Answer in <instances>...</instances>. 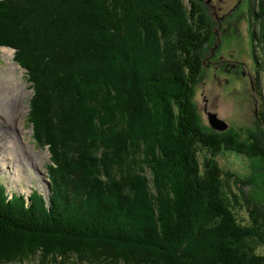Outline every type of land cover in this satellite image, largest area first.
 Returning <instances> with one entry per match:
<instances>
[{
  "label": "trees",
  "instance_id": "trees-1",
  "mask_svg": "<svg viewBox=\"0 0 264 264\" xmlns=\"http://www.w3.org/2000/svg\"><path fill=\"white\" fill-rule=\"evenodd\" d=\"M32 1L0 0V45L34 89L26 122L51 154V185L26 199L0 183V264H264V210L239 222L217 160L244 145L201 126L213 32L199 12L184 17L181 0ZM256 7L264 31V0ZM99 128L106 148L93 163L81 140ZM198 145L211 152L204 169ZM247 154L264 157V145Z\"/></svg>",
  "mask_w": 264,
  "mask_h": 264
},
{
  "label": "rangeland",
  "instance_id": "rangeland-1",
  "mask_svg": "<svg viewBox=\"0 0 264 264\" xmlns=\"http://www.w3.org/2000/svg\"><path fill=\"white\" fill-rule=\"evenodd\" d=\"M19 1L17 4L22 8V2L26 0ZM260 1L195 0L196 5H193L191 0H181L184 17L195 20L199 12V22L208 24L209 30L213 32L212 38L201 48L203 67L196 85L195 102L204 130L232 136L237 134L238 142L244 145L240 150L242 152H219L217 160L225 172L222 177L224 194L239 222L246 225L252 220V210L258 207L264 210V157H250L247 154L250 147L259 144L263 148L264 145V39H261V43L255 41L252 34L253 28L262 30V21L255 17V11L258 10L256 5ZM31 3L29 2L28 8H31ZM14 4L16 2L9 3L12 7ZM29 19L27 16L25 24L31 21ZM15 20L10 22L11 27H14ZM44 22L46 24V19H43V24L38 18L35 20L37 34L44 32ZM6 47L12 52L7 53L3 49ZM15 52L16 49L12 47L0 45L1 76L5 79L11 76L14 86L24 87L17 90L22 97L19 103L21 112L16 117L14 127H10L11 131L19 134V141L10 132L9 143L7 127H3L0 136V183L5 185L10 198L12 193L17 192L25 195L27 199L33 190L48 195L51 183L46 167L50 163L51 154L47 147L33 139L32 126L26 122L30 113V101L35 92L28 81L26 70L15 61ZM132 63L135 62L130 61L128 64ZM74 99L76 108L84 106L79 99ZM209 113H217L228 124V128L224 131L213 128L209 122ZM4 118L0 111V124ZM89 131L84 132L86 141L81 140V145L84 147L87 144V149L91 150L90 157L94 159L93 163H97L96 157L101 155H98L96 147L100 151L106 148L102 142L104 129ZM11 146L13 156H8L7 159L6 155L10 153ZM197 149L201 168L204 169V162L211 152L203 145H198ZM83 152L87 158L85 149ZM80 170L84 172L83 168ZM258 251L264 254V246L259 247Z\"/></svg>",
  "mask_w": 264,
  "mask_h": 264
},
{
  "label": "bare ground",
  "instance_id": "bare-ground-1",
  "mask_svg": "<svg viewBox=\"0 0 264 264\" xmlns=\"http://www.w3.org/2000/svg\"><path fill=\"white\" fill-rule=\"evenodd\" d=\"M3 49L7 53L12 52V50L10 48L6 47ZM21 87L24 89L23 85ZM21 87L13 85V80H11V76L8 77L7 79H5L0 74V111L5 116L4 121H2V123L0 124V136L2 134L3 127H7V129H8L7 133L9 134L7 137H8L9 143H11L10 132L14 133L13 131H11V128L14 127L16 117L21 112L19 103H20V100L22 97H20V95L17 91ZM22 92H24V90H22ZM23 97H24V95H23ZM14 134H15V140L19 141V134H17V133H14ZM21 142L23 143V141H21ZM9 151H10V153L8 155H6L7 159H9L8 156H13L12 146L9 147ZM1 152L2 151L0 149V154H1ZM0 156H2V154ZM18 168H20V167H18ZM33 191H35V190H33Z\"/></svg>",
  "mask_w": 264,
  "mask_h": 264
},
{
  "label": "water",
  "instance_id": "water-1",
  "mask_svg": "<svg viewBox=\"0 0 264 264\" xmlns=\"http://www.w3.org/2000/svg\"><path fill=\"white\" fill-rule=\"evenodd\" d=\"M209 122L211 126L217 130L224 131L228 128V124L217 113H209Z\"/></svg>",
  "mask_w": 264,
  "mask_h": 264
}]
</instances>
